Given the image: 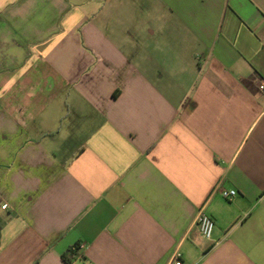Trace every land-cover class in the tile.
Returning <instances> with one entry per match:
<instances>
[{
	"label": "crops",
	"instance_id": "crops-1",
	"mask_svg": "<svg viewBox=\"0 0 264 264\" xmlns=\"http://www.w3.org/2000/svg\"><path fill=\"white\" fill-rule=\"evenodd\" d=\"M261 80L264 0H0V264H264Z\"/></svg>",
	"mask_w": 264,
	"mask_h": 264
},
{
	"label": "built area",
	"instance_id": "built-area-1",
	"mask_svg": "<svg viewBox=\"0 0 264 264\" xmlns=\"http://www.w3.org/2000/svg\"><path fill=\"white\" fill-rule=\"evenodd\" d=\"M257 89L259 92L264 93V81L263 80L258 82ZM235 194H236L235 191H226V190L221 191L222 197L226 200L232 199V197H234ZM5 207L6 205H3V208ZM195 224L198 226L202 237L206 240H211L213 229H214L213 220L209 216L203 213H199V215L197 216L195 220ZM171 264H182V261L180 260V255L178 253L174 255V259Z\"/></svg>",
	"mask_w": 264,
	"mask_h": 264
},
{
	"label": "trees",
	"instance_id": "trees-1",
	"mask_svg": "<svg viewBox=\"0 0 264 264\" xmlns=\"http://www.w3.org/2000/svg\"><path fill=\"white\" fill-rule=\"evenodd\" d=\"M66 260V262H69V259L67 258V259H65Z\"/></svg>",
	"mask_w": 264,
	"mask_h": 264
}]
</instances>
